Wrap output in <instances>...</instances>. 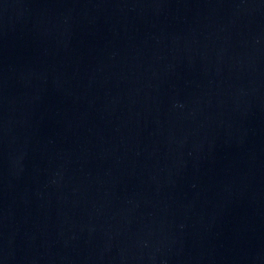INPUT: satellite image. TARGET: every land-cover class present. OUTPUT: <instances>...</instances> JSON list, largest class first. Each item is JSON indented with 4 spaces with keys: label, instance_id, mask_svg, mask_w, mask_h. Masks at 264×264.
<instances>
[{
    "label": "water",
    "instance_id": "1",
    "mask_svg": "<svg viewBox=\"0 0 264 264\" xmlns=\"http://www.w3.org/2000/svg\"><path fill=\"white\" fill-rule=\"evenodd\" d=\"M0 264H264V0H0Z\"/></svg>",
    "mask_w": 264,
    "mask_h": 264
}]
</instances>
